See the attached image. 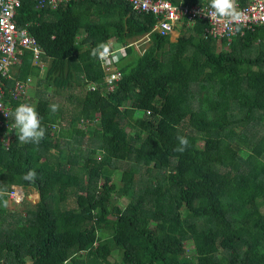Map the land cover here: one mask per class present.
<instances>
[{"label":"trees","instance_id":"1","mask_svg":"<svg viewBox=\"0 0 264 264\" xmlns=\"http://www.w3.org/2000/svg\"><path fill=\"white\" fill-rule=\"evenodd\" d=\"M16 21L46 72L31 49L13 65L44 86H28L24 114L11 96L8 147L0 125V264H109L115 250L121 264H264V25L222 49L203 19L176 41L152 32L143 54L117 60L112 90L100 48L149 32L154 14L128 0H23ZM66 92L71 110L54 100ZM13 184L40 192L24 216Z\"/></svg>","mask_w":264,"mask_h":264},{"label":"built area","instance_id":"2","mask_svg":"<svg viewBox=\"0 0 264 264\" xmlns=\"http://www.w3.org/2000/svg\"><path fill=\"white\" fill-rule=\"evenodd\" d=\"M38 8L56 9L70 0H35ZM137 11L153 13L157 17L152 31L161 34L173 32L176 26L181 24L183 17H188V23L196 19L207 22L205 36L213 37L218 41L219 49L223 47V39L231 42L234 36L244 29H252L264 25V0H249L242 3L239 0H226L224 8L219 10L216 6L207 3L185 2L176 4L172 0H128ZM23 0H0V125L6 126L7 132H11L16 122H11V104L7 103L5 80L14 78L12 69L14 63L19 61V56L25 49H31L34 60L41 64L42 48L36 37L30 32L29 24L19 26L16 17L18 8ZM188 24V25H189ZM107 49L99 50V58L102 62L106 81L109 88L114 90L122 78V72L117 65V60L124 54V47L109 43ZM31 77L26 80L15 78L10 90L15 98L23 96ZM32 117L29 122H32ZM33 123V122H32ZM8 145V141L4 142ZM11 202L21 203L26 197L23 187L13 184L8 191Z\"/></svg>","mask_w":264,"mask_h":264},{"label":"rangeland","instance_id":"3","mask_svg":"<svg viewBox=\"0 0 264 264\" xmlns=\"http://www.w3.org/2000/svg\"><path fill=\"white\" fill-rule=\"evenodd\" d=\"M188 33V32H187ZM111 42H113V40H111ZM146 46V40H144L143 41V48ZM128 57V56H127ZM126 57V58H127ZM125 58V59H126ZM130 58V56L127 58V59H129ZM38 64V63H37ZM39 65V64H38ZM44 75L45 74H40V76H39V80L40 81H43L44 80ZM33 82V84L34 85H36V86H44V83H42V82H39V81H32ZM73 90H75V89H73ZM72 91V90H71ZM63 95H66V96H63ZM63 95L62 94H57L55 97H54V100L55 101H57L58 102V104H59V106H61V105H65L66 107H65V109L66 110H71L72 109V103L70 102V100L68 99V92H66V93H63ZM22 97V96H21ZM22 108L23 109H25V108H28V104H27V102L25 101V100H23L22 101ZM24 105H26V106H24ZM23 111V110H22ZM23 113V112H22ZM70 113V112H69ZM71 114V113H70ZM33 121V123L31 122L30 124H31V126L34 124H36V119L35 118H33L32 119ZM68 125V121H66V120H63V125L64 126H66V125ZM84 125V126H83ZM80 126L81 127H83V128H87L88 127V125L87 124H82V123H80ZM60 143H61V145L63 144V143H65L66 145H65V148L67 149V150H69V147H68V143H69V141L68 140H66V138H62V141H60ZM56 149V148H55ZM55 152H57V150H55ZM124 166H126V164H124ZM117 175V174H116ZM31 192L29 193V194H26V198L28 199V200H24V202H22V204L18 207V206H16L18 209H19V213L21 214V216H24L25 214H26V211H28L27 209H30V208H32L33 207V205H35V203L36 202H38V200H40V192L37 190V189H35V188H32V190H30ZM28 193V192H27ZM74 192H71V194H70V196H69V199L67 200L68 201V206L69 205H74L75 204V202H76V199H75V197H74V194H73ZM25 198V199H26ZM121 200V199H120ZM128 199H126V198H123L122 200H121V202H123V203H125L126 201H127ZM66 201V202H67ZM11 203H13V202H11ZM13 206H15V205H13ZM187 251H188V253L190 254V253H192L193 251H194V248L190 245V244H187ZM116 256H117V251L115 250L113 253H112V255H110L109 257H108V261H109V264H121L120 262H117V260H116Z\"/></svg>","mask_w":264,"mask_h":264},{"label":"clouds","instance_id":"4","mask_svg":"<svg viewBox=\"0 0 264 264\" xmlns=\"http://www.w3.org/2000/svg\"><path fill=\"white\" fill-rule=\"evenodd\" d=\"M173 1V0H172ZM181 1H184V0H180V2ZM226 0H222V1H220L219 2V5L218 4H215L212 0H206L205 2H202V3H207V2H209L210 4H212V5H214V6H216L219 10H222L223 8H224V2H225ZM179 2V3H180ZM192 3L193 2H195V1H191ZM175 3V2H174ZM200 3V2H199ZM131 4V3H130ZM176 4H178V3H176ZM132 5V4H131ZM133 7V6H132ZM134 9V8H133ZM153 14V13H152ZM156 17V16H155ZM185 18V20H182V22H181V24H179L178 23V25L176 26V28L174 29V31L173 32H175V30L176 29H178L179 31H180V33H181V29H183V27H181V25H184V22H185V28L184 29H186V27H190L191 26V24H189L188 23V21H189V18L188 17H184ZM187 18V19H186ZM156 20H157V17H156ZM156 23V22H155ZM189 24V25H188ZM154 26V25H153ZM152 29H153V27H152ZM152 29L149 31V32H147V33H145L144 35H142V36H140V37H138V38H135V39H131V40H129V42L128 43H122V42H119L116 38H111L110 40H108V43H106L105 44V47L106 46H108V44L109 43H113V44H116V45H122V46H125L124 47V51H125V54L128 56V53H127V49H128V47L129 46H134V48L140 53V54H143L144 52H145V50L147 49V47L149 46V44H150V39H151V34H152V32H158V31H152ZM173 32H169V33H167V34H172ZM158 33H160V32H158ZM180 33L177 35V37H176V40H177V38L179 37V35H180ZM111 40H113V42H111ZM144 40H146V46L143 48V41ZM176 40H174V41H176ZM217 41V40H216ZM37 42H38V40H37ZM217 43H218V41H217ZM39 44V43H38ZM40 45V44H39ZM41 47V46H40ZM42 48V47H41ZM101 49V48H100ZM45 54V50L42 48V60H40V62L41 63H43V55ZM126 56V57H127ZM125 57V58H126ZM122 58H124V56L122 57ZM124 58V59H125ZM33 63L36 65V66H38V68L41 70V71H43L42 73L44 74L45 72L44 71H46V66L44 65V69H41V64L39 63V62H37L36 60H34V58H33ZM39 65H38V64ZM101 64H102V62H101ZM103 66V65H102ZM121 70V69H120ZM122 72V71H121ZM41 73V74H42ZM27 78H29V77H27ZM26 78V79H27ZM122 78H123V74H122ZM121 78V79H122ZM26 79H22V80H26ZM31 81H30V83H29V85H33V78L31 77ZM121 81V80H120ZM28 85V86H29ZM28 86H27V90H28ZM26 93H27V91H26ZM25 93V94H26ZM24 94V95H25ZM23 95V96H24ZM6 101H8V100H6ZM7 103H10V102H7ZM11 115H13L12 114V111H11ZM11 117V116H10ZM32 119H33V117H32ZM31 123V122H30ZM2 126V125H1ZM10 133V132H9ZM9 144V143H8ZM7 147H8V145H7ZM15 185H19V184H15ZM19 186H21V187H23L22 185H19ZM23 189H24V191L26 190L24 187H23ZM25 193H26V191H25Z\"/></svg>","mask_w":264,"mask_h":264},{"label":"crops","instance_id":"5","mask_svg":"<svg viewBox=\"0 0 264 264\" xmlns=\"http://www.w3.org/2000/svg\"><path fill=\"white\" fill-rule=\"evenodd\" d=\"M215 4H218L219 5V2L220 1H222V0H212ZM185 28V26L183 25V29ZM188 29V28H187ZM191 31L189 30L188 31V34L190 33ZM180 33V31L178 30V29H176L175 30V32H173L172 34H171V38H172V40L174 41V40H176V37H177V35ZM15 72H16V69L13 67V69H12V74H13V77L14 78H12V79H9V80H12L13 81V83H14V79L15 78H19V77H17L16 76V74H15ZM43 71H41L40 69H39V73L41 74ZM44 72H46V71H44ZM29 77H31V76H29ZM31 86L32 87H36V85H32L31 84ZM6 95H7V100H8V102H10L11 103V96L14 98V99H16V100H21V104H20V109H19V112L18 113H20V112H23V114H24V112L25 111H28V108H25V109H23L22 108V101L23 100H25L26 102H27V104H28V97H27V93L24 95V96H22V97H19V98H15L13 95H12V93H11V90H10V88L7 90L6 89ZM12 104V103H11ZM24 106H26V105H24ZM28 107H29V105H27ZM11 107H12V114H13V105H11ZM23 110V111H22ZM28 120H29V118H28ZM7 133V134H6ZM11 135V133H9V132H7V131H5V133L3 134L2 133V135H1V140L3 139V141L5 142V141H8V143L10 142L9 140H7L6 138L8 137V135ZM30 190H32V189H29V190H25L26 191V194H29L31 191ZM28 192V193H27ZM26 198V197H25ZM13 203H11V200L9 199V206L10 207H13Z\"/></svg>","mask_w":264,"mask_h":264},{"label":"water","instance_id":"6","mask_svg":"<svg viewBox=\"0 0 264 264\" xmlns=\"http://www.w3.org/2000/svg\"><path fill=\"white\" fill-rule=\"evenodd\" d=\"M39 201V200H38Z\"/></svg>","mask_w":264,"mask_h":264}]
</instances>
